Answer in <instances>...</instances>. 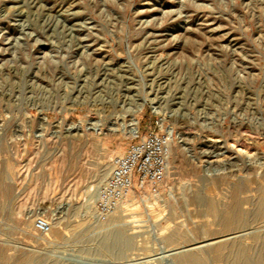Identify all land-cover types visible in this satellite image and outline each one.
Segmentation results:
<instances>
[{
	"label": "rangeland",
	"instance_id": "obj_1",
	"mask_svg": "<svg viewBox=\"0 0 264 264\" xmlns=\"http://www.w3.org/2000/svg\"><path fill=\"white\" fill-rule=\"evenodd\" d=\"M150 98L161 113L149 101L139 110ZM133 117L140 136L173 130L163 190L134 192L101 218L89 194L96 189L97 202L113 159L136 142ZM207 142L224 152L221 165L245 149L264 152V0H0V203L9 204L0 258L8 264H168L187 253L169 251L198 246L189 253L224 264L207 245L227 242L256 259L264 223L225 229L193 201L229 204L223 179L205 182L206 191L199 180ZM37 217L51 223L48 235L36 232ZM112 231L123 235L122 250L103 253Z\"/></svg>",
	"mask_w": 264,
	"mask_h": 264
},
{
	"label": "bare ground",
	"instance_id": "obj_2",
	"mask_svg": "<svg viewBox=\"0 0 264 264\" xmlns=\"http://www.w3.org/2000/svg\"><path fill=\"white\" fill-rule=\"evenodd\" d=\"M236 69H237V67H236ZM202 71H203V69H202ZM147 101L151 102L152 105L156 106L157 107L156 110L158 109L159 113L162 112L161 111V107H162L161 104L158 105V102L154 98L153 99L150 98L149 100L143 99L140 106H139V110L142 109V107L144 106V104ZM131 121L133 122L131 124V126H133V128L131 129V136L135 137L138 134V128H137L138 120L135 117H133V119ZM186 123H188L187 118L184 119V124H186ZM41 124H42V126L46 125L45 119H41ZM97 124L98 123H96L94 126H96ZM74 126H76V125H72L71 127H74ZM98 126H101V125L98 124ZM54 128H56V127H54ZM70 130H71V128L69 127L68 131H70ZM172 131L171 130L169 131L170 135H172ZM179 134L183 135L182 133H179ZM173 143H174V139H172V143H171L172 146H173ZM170 153H171V150H170ZM245 153H246V155H242L241 153H239L240 157L237 156V158H235L234 161H232V162L230 161V163H228V164H223L225 161L224 162L222 161L223 165H221L219 158H221L224 155V152H221V148L219 147L218 144L207 142L203 145L202 150L200 152V157H202V158L206 157L207 158V160L203 161L207 164H206V167H204V169L201 170V176L199 179L201 184L203 185L202 186L203 189L206 187V185L204 184L205 182H207V181L214 182V181H218L219 179H223L228 185H230L228 187V190H227V192L229 193V196H228L229 204L225 205V207L222 209H217L213 205V201L208 200L205 197L197 196L194 198L193 201L196 204H198V206L204 207L206 209L207 215H208V217L212 218L213 223H221L222 227H225V229H226V227H231V226L248 227L247 225L249 223H251V224L253 223V225L255 224V226L259 225L260 223L261 224L264 223V152L260 151L259 153H251V151H249L248 149H245ZM213 158L217 159V161L213 162V161L209 160V159H213ZM195 160H196V158H195ZM7 167L10 168L9 166H7ZM212 178L213 179L217 178V180L215 179L214 181H211ZM105 180H106V177H103V180L100 181L101 185L105 182ZM94 190H96V189H93V191H91L89 194V204L92 203L93 211H94V208L96 205L95 204L96 199L94 201L93 200L94 196L92 198V194L95 193ZM215 191H216V189H211L209 191V193L215 192ZM3 192L5 195L9 194L10 188L8 187V185L4 186ZM133 195H135V193H133ZM98 196H99V190L97 191V199H98ZM8 205L9 204H8V201L6 199L4 201H2V203H0V212L1 213L5 212L6 209L8 208ZM246 205L250 206V208L247 209L245 207ZM61 208L62 207H58L56 214H59L61 212ZM256 223H258V224H256ZM127 224L130 225V223H127ZM263 226H264V224H263ZM260 227H261V225L259 227L257 226V228H260ZM253 229H255V228H253ZM249 231H252V230L249 229ZM260 232H258V233L260 234ZM250 234H251V232H250ZM259 234H258V236H259ZM256 235H257V233H256ZM177 236H178V234L176 232V233L172 234L169 237V239L170 240L176 239ZM260 236H262V235H260ZM257 238H254V239H256L258 241ZM260 239H262V238H260ZM122 240H123V235L120 234L119 232L112 231V232L106 233L101 238V241H100L101 242L100 243L101 252L104 253V251H105L108 253L109 252L112 253L115 250L117 252H120L122 250V246H123L121 243V242H123ZM208 243H206V244H208ZM254 243H256V242H254ZM257 244L259 247V251L257 250L258 253L256 252L257 253V254H255L256 259H254V260H252L251 257L249 258V256H248L249 253L247 255V252L242 247V246H244L243 244H242V246L241 245L239 246V243L237 244L236 242H232V243L227 242V243H220V244L210 243L207 246H209L210 252L215 254V257L219 260V262H223L224 264H264V241H259V243H257ZM235 246L240 247V248L234 250ZM241 247H242V249H241ZM202 248H203V246H198V247H191V248L186 249V250H183L180 248V249H174L172 251H169L172 254L171 256H173L175 254H181V253H186V252L187 253L176 257L174 259V261L169 260L168 264H209V262H208L209 259L207 258L206 254H205L206 252H204L203 250H202L203 252H201V253H199V252L189 253V251H193L194 249H202ZM244 248H246V247H244ZM246 249H248V247ZM95 259H97V258H95ZM66 260H68V259H66ZM29 261H30L29 259H24L18 263L16 262L13 264H29ZM79 261H81V260H79ZM1 262H5V264H8V262L6 261L5 258H0V264H2Z\"/></svg>",
	"mask_w": 264,
	"mask_h": 264
},
{
	"label": "built area",
	"instance_id": "obj_3",
	"mask_svg": "<svg viewBox=\"0 0 264 264\" xmlns=\"http://www.w3.org/2000/svg\"><path fill=\"white\" fill-rule=\"evenodd\" d=\"M134 139L136 142L124 155L113 159L112 171L99 192L95 210L101 218L117 213L134 192L150 197H159L162 193L172 135L159 128L142 136L137 134ZM34 227L40 235L51 232V223L44 217H37Z\"/></svg>",
	"mask_w": 264,
	"mask_h": 264
}]
</instances>
